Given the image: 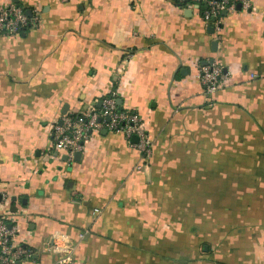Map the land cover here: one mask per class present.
<instances>
[{
  "label": "crops",
  "instance_id": "0c3cea01",
  "mask_svg": "<svg viewBox=\"0 0 264 264\" xmlns=\"http://www.w3.org/2000/svg\"><path fill=\"white\" fill-rule=\"evenodd\" d=\"M10 3L40 12L0 35V218L25 264H53L56 233L73 264H264V0L223 13L219 36L179 0ZM207 62L228 76L212 95ZM113 93L141 116L148 161L106 128L52 159L61 117Z\"/></svg>",
  "mask_w": 264,
  "mask_h": 264
},
{
  "label": "built area",
  "instance_id": "2783aa9c",
  "mask_svg": "<svg viewBox=\"0 0 264 264\" xmlns=\"http://www.w3.org/2000/svg\"><path fill=\"white\" fill-rule=\"evenodd\" d=\"M183 4H204L201 15L204 23L213 28L219 36L223 27L224 11H232L240 3L242 8L251 6L250 0H179ZM40 20L39 10H33L28 15L26 10L15 3L0 7V35L12 36L19 33L30 24ZM227 73L217 63L200 65L197 78L205 86L208 95L222 89L227 80ZM121 132L127 138L136 136L138 142L134 144L140 151L144 163L152 153V138L141 116L132 110L121 109L118 106L116 95L110 94L102 99L101 107L94 105L79 113H65L52 132L53 149L52 159L61 155L67 161H74L75 155L81 152L91 137L101 129ZM143 164L137 166L138 170ZM7 204L8 197L2 198ZM97 211V210H96ZM9 219L4 215L0 218V264H25L30 260L34 251L24 245H14L12 237L16 233L14 227L9 226ZM50 248L54 256L53 264H73L75 259L76 242L68 235L56 233L51 238Z\"/></svg>",
  "mask_w": 264,
  "mask_h": 264
},
{
  "label": "water",
  "instance_id": "95a60500",
  "mask_svg": "<svg viewBox=\"0 0 264 264\" xmlns=\"http://www.w3.org/2000/svg\"><path fill=\"white\" fill-rule=\"evenodd\" d=\"M237 8H238V9H241V4H240V3L237 5ZM31 13H32V11H31L30 9H28V10H27V14L30 16ZM224 14H226V11H224ZM211 29H212V27H211ZM215 44H216V42H214V45H215ZM119 102H120V101H119ZM80 155H81V152L76 153L75 158L78 159V157H80ZM65 159H66V157H65ZM9 226H11V225L9 224ZM17 264H21V263L18 262Z\"/></svg>",
  "mask_w": 264,
  "mask_h": 264
},
{
  "label": "trees",
  "instance_id": "16d2710c",
  "mask_svg": "<svg viewBox=\"0 0 264 264\" xmlns=\"http://www.w3.org/2000/svg\"><path fill=\"white\" fill-rule=\"evenodd\" d=\"M180 2V1H179ZM181 3V2H180ZM18 5H20L19 3H17ZM181 4H183V3H181Z\"/></svg>",
  "mask_w": 264,
  "mask_h": 264
}]
</instances>
